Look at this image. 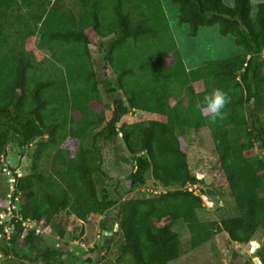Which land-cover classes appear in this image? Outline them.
I'll list each match as a JSON object with an SVG mask.
<instances>
[{"label":"trees","instance_id":"16d2710c","mask_svg":"<svg viewBox=\"0 0 264 264\" xmlns=\"http://www.w3.org/2000/svg\"><path fill=\"white\" fill-rule=\"evenodd\" d=\"M170 1L189 36L216 24L241 52L188 69L161 0H75L73 11L60 0H35L33 9L18 15L17 28L10 3L0 0V160L10 143L34 145L30 171L11 168L13 190L7 176L5 188L0 185V254L18 264H92L89 253L82 257L71 249L83 235L74 228L101 222L112 209L113 222H101L89 252L102 247L106 257L116 243L117 264H169L220 231L239 245L264 233V1L254 15L250 0L232 6L223 0ZM36 36L47 52L33 44ZM198 81L203 90L182 104L185 90ZM213 88L231 98L225 119L215 123L196 107ZM98 108L95 119L82 118ZM134 110L158 118L121 121ZM203 127L235 209L219 220L200 219L207 192L187 160L184 133ZM103 140L118 160L132 163L128 190L159 191L111 197L98 183ZM10 201L13 216L1 222ZM25 220L52 226L58 241L43 239L42 232L23 226ZM178 220L189 232L187 243L168 225ZM239 257L238 264H264V243L254 259L233 249L229 264Z\"/></svg>","mask_w":264,"mask_h":264},{"label":"rangeland","instance_id":"374dc122","mask_svg":"<svg viewBox=\"0 0 264 264\" xmlns=\"http://www.w3.org/2000/svg\"><path fill=\"white\" fill-rule=\"evenodd\" d=\"M34 1L35 0H8L11 5L9 16L11 23L16 26L15 28L21 25L18 15H25L28 11L33 9L35 5ZM161 1L165 13L169 15L170 20L173 19L172 13L175 9L178 11L177 6L175 4H172L170 0ZM60 2L67 10H75V0H60ZM23 20L24 19H21V22H24ZM211 27L212 28H210L209 30H203L201 32L200 36L197 38L198 44L197 41L195 42L196 45L201 47L203 53H211L215 56H218V58L232 55L237 47V45L234 43L233 37L231 35L220 34L218 31V25L216 24ZM184 43L187 44L186 41ZM33 44L36 47H39L38 36L35 37ZM189 46L191 48L194 45ZM96 49V45L91 46V50L93 51L94 55H96ZM41 50L44 53L47 52L44 48H42ZM213 58L216 57H212L210 59ZM109 73L111 74V71H109ZM202 89L203 83L201 81L195 82L185 90L180 99V102L182 104H186L194 91L198 92ZM172 103H174V100H172ZM99 110L101 109L98 108L96 110H88L83 114L82 118L95 119L99 114ZM154 118H158V116L156 114L134 110L122 117L121 121H148ZM184 138L187 142V160L192 173L196 174L198 178L203 179L204 187L210 189V193H206V195H204L203 206L198 211L200 219L219 220L222 215L226 216L234 214L235 209L233 204L231 203V196L229 194L224 176L221 172L208 128L203 127L196 130L188 129L184 133ZM102 143L104 153V174L98 181V183L99 186L103 185L107 189V192L111 197L118 199L139 196L140 193L151 191L157 193L159 191V186H150L148 189L140 188L137 190H128L125 183V178L132 169V163L118 160L113 155V152L108 146L107 142L103 140ZM33 150V144L25 147L24 149L14 143L8 144L5 159L3 158V161L6 163V165H3L2 160H0V185H2L3 188H5L4 177H6V175L2 171L3 169L1 167L4 166L7 169L12 168L16 171L18 170V172L22 174L28 173L31 168V154L33 153ZM47 163V160H43L40 164L41 166L43 165V168H46ZM149 175L150 174L148 173V182L151 185L152 180ZM7 199L9 200L8 196ZM113 213V209L110 210L106 217L101 219V222L108 223V221H112L110 219L113 218ZM101 222L84 224L82 225V227L80 225L78 227H75V233L77 234L83 232V235L81 241H74L72 243L71 249H73V251L77 253V255L82 257L86 256L89 253L93 260L92 264H117L114 261L117 250L116 243H113L111 249L107 251L108 254L106 257L103 256L106 250L102 247L95 248L94 250L89 252L90 248L94 245V242L100 238L99 231L102 229ZM168 225L173 230L178 232L179 237L183 243H187L189 232L185 224L181 220L170 222L168 223ZM113 229L115 230V223L113 225ZM41 231L43 239L49 242L58 241V238L55 236V232L52 226H41ZM79 242H82L83 244L81 245L82 247L79 246L81 248L77 249V245ZM262 243H264V233H262L261 231H258L254 235V238L251 242L240 245L231 243L227 235L224 232L220 231L217 232L206 243L195 249L188 250L181 257L171 261L169 264H229V262L233 259V249L240 251V253L243 254L245 258L251 257L252 259H254V252ZM3 246L4 242L0 238V250ZM241 260V257L237 258L235 260V264L240 263ZM18 263L19 259H17L16 257L12 255H10L9 257H5L4 255L0 254V264Z\"/></svg>","mask_w":264,"mask_h":264},{"label":"crops","instance_id":"0c3cea01","mask_svg":"<svg viewBox=\"0 0 264 264\" xmlns=\"http://www.w3.org/2000/svg\"><path fill=\"white\" fill-rule=\"evenodd\" d=\"M223 1L228 6H232L233 3H234V0H223ZM263 1L264 0H250L251 15H254L256 13L258 4L263 2ZM177 9H178V7H177ZM172 14H173V16H172L173 19H171V20H170V17H169L168 14H166V16H167V19L169 21V24L171 23L170 24V28H171L172 33L174 35V38H175V41H176V44H177V47H178V51L181 54V56L183 58V61H184L185 65H186V67L188 69L197 67V66L203 64L204 61H206V60H208V59H210L212 57H216V58H213V59H217L218 58V56H215L214 54L205 53V52L203 53L201 47H199L195 43L197 41V38L200 36L201 32L203 30H209L210 28H212L211 26H201V27H199L198 32H197V34L195 36H189L188 35V31H189L188 25L186 27V24H181L180 25L178 23V11L175 9ZM189 40H191V41H189ZM185 41H186L187 44L184 43ZM188 44L189 45H194V46H192L190 48V46ZM197 44H198V41H197ZM182 45H183V47H182ZM240 52H241V48L239 46H237L235 52L232 53V55L238 54ZM262 71H263V74H264V67L262 68ZM203 97L201 98V101H202Z\"/></svg>","mask_w":264,"mask_h":264},{"label":"clouds","instance_id":"9594fccd","mask_svg":"<svg viewBox=\"0 0 264 264\" xmlns=\"http://www.w3.org/2000/svg\"><path fill=\"white\" fill-rule=\"evenodd\" d=\"M230 96L220 88H213L211 92L204 95L202 102L196 105L197 108L204 107L210 115V120L215 123L226 117L224 109L230 103Z\"/></svg>","mask_w":264,"mask_h":264},{"label":"built area","instance_id":"2783aa9c","mask_svg":"<svg viewBox=\"0 0 264 264\" xmlns=\"http://www.w3.org/2000/svg\"><path fill=\"white\" fill-rule=\"evenodd\" d=\"M1 160L3 161V158H1ZM2 169H3L2 171L8 177V181H9V184H10V190L12 191L13 190L12 183L14 182L13 173H12V171L10 169H7L6 167H3ZM14 173L18 174L19 172H18V170L17 171L15 170ZM192 189L194 190L195 193H199V187L197 185H194L192 187ZM8 197L10 199L11 193L8 194ZM15 208H16L15 204L14 203L12 204L11 201H10V204L7 207V210L4 211L3 214H2L1 222H3V221L4 222L5 221H8L9 222L10 221V218L13 216V210H15ZM22 224L26 228H35V231L37 233L42 232L41 231V226L40 225H36V223L33 222V221L25 220V221L22 222ZM10 230H11V228L8 225H6L5 226V231L9 234ZM82 244H83L82 242H79L78 245H77V249L78 248H81L82 247L81 246ZM79 246H81V247H79Z\"/></svg>","mask_w":264,"mask_h":264},{"label":"water","instance_id":"95a60500","mask_svg":"<svg viewBox=\"0 0 264 264\" xmlns=\"http://www.w3.org/2000/svg\"><path fill=\"white\" fill-rule=\"evenodd\" d=\"M209 190H210L209 188H206V192H207V193H210ZM116 225H117V224H116Z\"/></svg>","mask_w":264,"mask_h":264}]
</instances>
